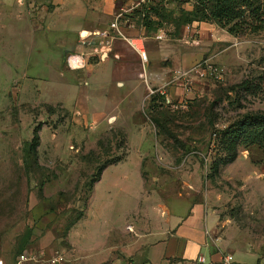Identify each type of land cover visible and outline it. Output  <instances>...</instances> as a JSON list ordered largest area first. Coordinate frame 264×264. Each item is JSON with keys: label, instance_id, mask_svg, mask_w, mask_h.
<instances>
[{"label": "rangeland", "instance_id": "obj_1", "mask_svg": "<svg viewBox=\"0 0 264 264\" xmlns=\"http://www.w3.org/2000/svg\"><path fill=\"white\" fill-rule=\"evenodd\" d=\"M103 1L0 0V264H17L24 252L40 257L24 264H49L60 255L71 264L70 232L90 208L97 213L111 203L123 220L133 198L175 196L179 178L189 198H218L215 208L235 258L264 264V152L241 146L232 163L212 170L226 155L222 132L248 114L264 113V30L236 36L212 22H203L202 30L183 27L185 55L195 60L181 69L191 71L184 83L191 95L171 98L173 108L153 113L125 98L124 109L146 120L139 132L132 122L118 127L113 117L107 123L94 116L108 100L126 95L110 82V66L98 64L91 74L65 67L71 62L65 64V52L75 46L74 30L83 22L65 4ZM249 1L254 7L264 2ZM200 2L155 0L158 20L140 17L136 25L167 28L175 36L181 12ZM133 43L143 49L142 40ZM207 65L218 69L220 80L196 71ZM245 81L246 87H236ZM126 154L131 164L147 157L146 171L158 182L148 178L142 194L136 166L120 165L96 188L102 169ZM90 224L81 222L78 235Z\"/></svg>", "mask_w": 264, "mask_h": 264}, {"label": "crops", "instance_id": "obj_2", "mask_svg": "<svg viewBox=\"0 0 264 264\" xmlns=\"http://www.w3.org/2000/svg\"><path fill=\"white\" fill-rule=\"evenodd\" d=\"M65 5L82 14L83 19L74 30L77 34L75 46L65 52V64L75 57L80 65L72 66L70 62L65 67L89 69L91 74L98 64L108 65L112 69L110 82L114 89L126 90L125 96L120 95L121 100L116 99L117 103L114 100L110 104L108 100L106 107L94 114L99 120L108 123V118L113 117L118 127L123 122H132L141 132L146 120L132 108L127 106L124 109L125 98L129 100L127 105L142 106L144 112L151 103L150 89L164 93L167 100L191 95L182 81L174 80L176 73L191 66L194 60L185 55V28L172 36L169 35L172 30L167 28L137 26V20L143 17V11L148 7L141 0H104L89 6L83 2ZM150 16L154 22L158 20L153 12ZM204 25L195 22L188 29L202 30ZM83 33H87V37H83ZM136 40L143 41L145 61L133 43ZM76 118L82 122L81 118ZM122 130L127 140L128 134ZM156 131L154 127L159 141ZM127 155L104 170L96 188L111 168L120 165L136 166L142 194L148 178L158 182L156 176L146 171L147 157L142 154L131 164ZM123 179L128 178L124 176ZM179 181L175 196L133 198L134 206L124 214L123 220L111 203L105 202L97 213L90 208L70 232L71 264H161L165 260H194L199 255L217 261L222 253L230 252L231 243L225 238V223L215 208L218 198H194L193 194L189 198L184 194L187 186L184 178H179ZM87 219L91 222L90 227L78 235V226Z\"/></svg>", "mask_w": 264, "mask_h": 264}, {"label": "trees", "instance_id": "obj_3", "mask_svg": "<svg viewBox=\"0 0 264 264\" xmlns=\"http://www.w3.org/2000/svg\"><path fill=\"white\" fill-rule=\"evenodd\" d=\"M157 7L155 0H153L143 11V21L148 19L151 12L155 11ZM195 22L216 23L222 28H226L229 34L236 36H244L247 33H258L264 30V2L254 7L249 0H201L195 10L191 12L183 10L181 12L180 19L175 22L176 33L183 27L192 26ZM247 85L248 81H245L236 87L244 88ZM166 107L169 108L165 95L159 92L151 95V103L148 109L152 113L159 108ZM152 122L154 125L155 123L158 124V120L155 118L152 119ZM36 133L34 140L38 138ZM220 145L222 146V152L226 155L214 162L212 165V170L214 171L216 168H219L220 164L226 165L232 163L237 158L238 150L241 146H258L264 152V113L248 114L233 125L227 127L222 132ZM120 161L122 160L113 164ZM107 167L102 169L98 181ZM21 249H24L23 244Z\"/></svg>", "mask_w": 264, "mask_h": 264}, {"label": "built area", "instance_id": "obj_4", "mask_svg": "<svg viewBox=\"0 0 264 264\" xmlns=\"http://www.w3.org/2000/svg\"><path fill=\"white\" fill-rule=\"evenodd\" d=\"M152 1L153 0H141V3L147 4V6H149L152 3ZM113 27H115V24L113 25ZM161 38L162 37H158V39H161ZM138 50L140 52V56H141L142 60L145 61L146 60V52L144 49V45H143V49H138ZM207 66H208L207 69H202V67H199L198 69H196V71H198L201 76L206 75V76H209L211 78H215L217 80H220L221 76H220L218 69L211 66V65H207ZM190 75H191V71H180V72L176 73V77L174 78V80H180L183 83H185V81L189 80ZM157 92L165 95L164 93H162L160 91H155V90L150 89L151 95H153ZM167 105L169 106V108L174 107V103L170 100H167ZM37 259H40V257L37 256V254L34 253V254H32V256H29V254L27 252H24L19 256L17 264H24L25 262L32 261V260L35 261ZM64 262H65L64 257L61 255L55 256V257L48 260L49 264H63ZM161 264H240V263L235 259V256L233 253L224 252L220 255V258L217 261L211 260L210 258H208L205 255H199L194 260H165Z\"/></svg>", "mask_w": 264, "mask_h": 264}, {"label": "bare ground", "instance_id": "obj_5", "mask_svg": "<svg viewBox=\"0 0 264 264\" xmlns=\"http://www.w3.org/2000/svg\"><path fill=\"white\" fill-rule=\"evenodd\" d=\"M82 36L86 37L87 36V33H83ZM137 45H138V48H140L139 43H137ZM71 64H72V66H78V65H80L78 59L75 58V57L71 59Z\"/></svg>", "mask_w": 264, "mask_h": 264}, {"label": "water", "instance_id": "obj_6", "mask_svg": "<svg viewBox=\"0 0 264 264\" xmlns=\"http://www.w3.org/2000/svg\"><path fill=\"white\" fill-rule=\"evenodd\" d=\"M112 120V119H111Z\"/></svg>", "mask_w": 264, "mask_h": 264}]
</instances>
